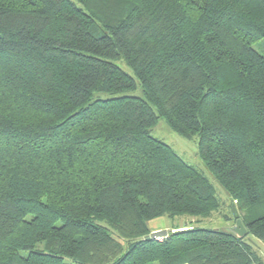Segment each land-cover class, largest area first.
<instances>
[{
  "label": "trees",
  "instance_id": "trees-1",
  "mask_svg": "<svg viewBox=\"0 0 264 264\" xmlns=\"http://www.w3.org/2000/svg\"><path fill=\"white\" fill-rule=\"evenodd\" d=\"M260 37L264 0H0V264H260ZM158 118L196 137L244 237H147L222 205Z\"/></svg>",
  "mask_w": 264,
  "mask_h": 264
},
{
  "label": "rangeland",
  "instance_id": "rangeland-1",
  "mask_svg": "<svg viewBox=\"0 0 264 264\" xmlns=\"http://www.w3.org/2000/svg\"><path fill=\"white\" fill-rule=\"evenodd\" d=\"M253 48L256 49L260 54L264 55V37H260L255 40L252 44ZM122 69L127 73L131 74V70L124 66L123 63L120 64ZM127 94L141 96V89L138 86L134 91ZM97 96V95H96ZM150 134L155 138L165 142L170 145L176 153H178L187 163L196 167L203 175H205L210 182L213 184L216 196L221 202V207L219 211L213 213L209 217H195L188 215H181L175 217L161 216L152 220V225L154 226H174V225H191L197 227H209V228H219L227 229V227L234 224V213L235 207L232 205L230 207L229 199L224 191V189L213 180L207 169L204 167L201 159L197 155V139L192 137L191 139H186L175 132H173L165 123L163 118H158L156 124L151 128ZM224 215L229 216L230 219H225ZM184 229V228H183ZM258 247H261V251L264 252V245L257 243ZM257 250V249H256ZM147 264H156L155 262Z\"/></svg>",
  "mask_w": 264,
  "mask_h": 264
},
{
  "label": "water",
  "instance_id": "water-1",
  "mask_svg": "<svg viewBox=\"0 0 264 264\" xmlns=\"http://www.w3.org/2000/svg\"><path fill=\"white\" fill-rule=\"evenodd\" d=\"M234 218H235L234 224L227 227V230L232 232L237 237H240V238L244 237L247 234V229H246L245 225L243 224L241 218L238 216V214L236 212L234 213ZM167 233H168V231L165 229L155 230V231H151L147 237L152 238V239L153 238H160V237L166 236Z\"/></svg>",
  "mask_w": 264,
  "mask_h": 264
},
{
  "label": "crops",
  "instance_id": "crops-1",
  "mask_svg": "<svg viewBox=\"0 0 264 264\" xmlns=\"http://www.w3.org/2000/svg\"><path fill=\"white\" fill-rule=\"evenodd\" d=\"M152 223V220L149 221V227H150V230L151 231H155V230H161V229H165L167 231H174V230H179V229H183L189 225H174V226H167V225H162V226H154L151 224ZM257 252L260 256V259H261V263L260 264H264V252L261 251V247H258L257 248Z\"/></svg>",
  "mask_w": 264,
  "mask_h": 264
}]
</instances>
